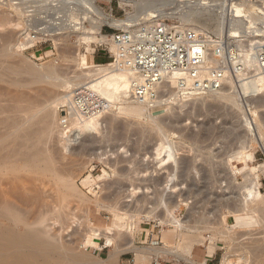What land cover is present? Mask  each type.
<instances>
[{
  "label": "rangeland",
  "instance_id": "rangeland-1",
  "mask_svg": "<svg viewBox=\"0 0 264 264\" xmlns=\"http://www.w3.org/2000/svg\"><path fill=\"white\" fill-rule=\"evenodd\" d=\"M24 3L23 0H0V53H3L0 60L3 68L8 69L9 65L19 63L38 73L42 70L39 73L42 74L44 68L51 65L60 80L68 77L71 79L68 84L78 83H72L71 78L81 70L74 62L76 53L88 55V49L93 48L91 44L80 45L77 50L75 35L50 38V42L22 52L23 56L8 53V49L18 39L25 12L22 11ZM100 7L104 16L109 18L107 24L103 23L107 31L109 26L112 27L110 7L116 18L123 19L126 13L133 14L132 5H123L121 0H100ZM234 16L240 17L237 14ZM216 22V18L212 17L203 31L215 30ZM179 23L185 27L181 20ZM110 47L106 43V46L97 49L98 53L94 56L97 54L100 58H93L96 64L109 62ZM3 75L6 76L0 82V93L2 91L7 102L12 97L14 100L27 97L24 98L25 101L22 100L23 105L28 100L35 103L31 113L20 114L23 120L30 119L34 114L37 118L34 116L32 120L42 117L47 110V98L50 101V98L64 92L61 83L56 80L57 83L53 84L49 77L37 83L28 79L15 86L11 83L16 82V76L6 70ZM234 83L231 81L230 86L226 84L221 92L234 91L239 84ZM173 92L168 89L167 94L173 97V94L176 95ZM219 93L220 91L186 98L176 95L177 99L174 101L158 99L162 101L155 107L152 105L150 111L146 112V117L153 119L148 121L128 118L111 108L103 115V132L94 134L87 146H74L67 151L57 134L56 124L52 123L49 134H33L29 143L37 147L30 151L38 150L39 154L35 158L20 157L16 161L15 176L21 180L19 196L29 201L27 206L20 208L19 214L23 215L25 223L18 226V231L23 232L29 227L39 228L37 221L44 217L45 222L39 229L48 232L52 244L59 248L62 255L65 253L67 258L80 256L87 259H84L86 262L81 260L83 264H108L107 256L115 247L122 252L110 264H137L138 258L140 260V256L148 248L165 246H171L182 256L191 258L194 264H201L206 259L207 264H222L226 255L233 264H264V252L256 253V249H264V212H257L260 206L247 200L245 190L252 185L264 195V148L258 144H264V140H261L264 139V94L258 99L248 100V104L242 106L245 111L242 112L232 103L220 100ZM238 100L242 103L240 98ZM37 106L43 107L45 111L42 113L43 110H39L40 107ZM63 110H67L66 105L58 107L57 120ZM241 114H245L254 123L253 128L243 125ZM11 118L10 116L8 120ZM36 122L39 124L34 127L42 129L43 123L41 125L39 121ZM256 123L261 127L262 135L256 129ZM158 128L160 129L157 130ZM0 130L3 134L6 132L4 128ZM166 140L173 146L176 165L171 160L168 161L169 157L166 155L157 161L153 160L157 147L162 142H167ZM92 152L100 154V161L91 158ZM245 154L252 155V160L246 161ZM169 170L175 174L172 183H176L178 189L174 192H169L168 187H164ZM103 171L106 173L105 177H102ZM90 174L93 182L90 185L83 184L82 180ZM65 181L73 185L74 192H71V185H64ZM132 187L143 190L148 188L149 191H140L134 197L126 195L127 190ZM63 194H67L64 199ZM160 198L170 207L179 199L182 206L175 209L174 215L188 227L198 228L196 232L201 233L202 238L216 234L215 247H200L194 243L193 247L187 249L190 246L185 244L187 236L175 238L176 232L171 231L172 227L159 225L152 220L136 221L134 235L127 232L129 224L121 219L120 214L153 210L163 220L165 212L159 203ZM151 206V209L148 208ZM238 215L252 216L255 223L252 221L251 225L238 226L234 223ZM107 225L114 229L110 235L107 234L109 243H106L104 237L96 240L90 236L88 231L91 228L104 229ZM224 231H229L228 235ZM130 239L133 240L134 250L127 249ZM227 245H231L230 248ZM176 261L166 255L159 256L156 261L146 256L138 264H190L185 260Z\"/></svg>",
  "mask_w": 264,
  "mask_h": 264
},
{
  "label": "bare ground",
  "instance_id": "bare-ground-1",
  "mask_svg": "<svg viewBox=\"0 0 264 264\" xmlns=\"http://www.w3.org/2000/svg\"><path fill=\"white\" fill-rule=\"evenodd\" d=\"M23 1L25 2V0ZM121 2L123 5L131 4L133 7V14L126 13L125 18L123 19L121 18L115 20L111 19L110 25L112 27L125 28V27L134 26L141 22H151V19L153 17H161V16L171 17L174 16V14L177 11H180L179 19L183 22V26H185V28L193 29L195 31L205 30L206 24L210 22L212 17H215L217 20L216 22L217 25L215 29L217 31L218 30L224 31L226 28V26L224 25L225 22L227 24V19L225 18L226 17L225 13L227 11H221V14L217 15L215 13V15H213L215 10L211 8V6L216 5L217 0H121ZM82 3L84 6L83 8L78 9L75 12H65L64 21L61 23L62 25L59 28H56L52 31L50 38L57 39L58 36H64L63 38H65L66 35L67 36L75 35L76 43H78L76 45L77 50L79 49L80 45H90L98 42L102 43L108 41L107 36L101 33L100 36H98V33L99 31H101V27L103 23L104 22L106 24L108 23L107 20L109 18L108 17L106 18V16H104L103 12H101L100 9V14H98L100 19L95 20L87 12V10H92V7L89 5L88 0H82ZM171 5H173V7H170ZM220 5L224 6L223 0L220 2ZM246 8L247 6L245 0H236L232 5L231 14L232 16H234V14H237L238 16L241 17L245 15V11L247 10ZM86 21L93 22L89 29H85L83 27V24ZM245 25L246 24H244V26ZM231 32L236 33V30L232 29ZM61 40L62 39H60L59 41ZM20 48L21 47L19 46L17 39V41L13 44V46H11L8 49V53L11 55L17 54L16 56H20V55L23 56L22 53L23 51ZM110 48H111L110 49L111 52H114V47L111 46ZM88 52H89L88 55H82L76 53L74 62L81 70L79 74H75L73 77H71L73 80L72 83L78 82V83H74L73 85L68 84V80H71L68 77L64 78V80H60L61 78L59 79V76H57V74L54 71L53 68L54 66L51 65L46 66L44 68V72L42 74H39L42 70L41 71L39 70L40 72L38 73L37 70L35 71V69L33 68L32 69L26 68L28 66L26 65L21 66L19 65V63L15 64L14 66L9 65L8 69L7 68L4 69L2 65V61L0 60V82L4 81V76L6 75H3V71L5 72L6 70L10 74L12 73V75L16 76L15 78L16 82L11 83L14 84L15 86L17 85V83H23L24 81L26 82L28 79L34 83H37V82H42L44 81L45 78L49 77L53 84L57 83L56 80L59 81L61 83V89H63L64 91L62 92V94L56 95L54 96V98L52 97L53 99L50 98V101L48 100L49 98H47V104H45L47 108L46 111L45 109H42L43 107L41 108V106H39L40 107L39 110L41 111L43 110L42 113L45 111L42 117H38V119L40 118L39 120L38 119L32 120L35 117L37 118L36 114L32 115V117L27 120L25 119L23 120L22 118H20L21 113L32 112L31 109L33 108L34 106L33 104L35 103L32 104L31 103L32 100L30 101L28 100L31 98H28L27 99L28 102H26L25 105H23L22 103H24L27 97L26 98L21 97L18 98L17 100H14L12 97L9 98L12 100L11 101L9 100V102H7L8 99L5 100L6 97L5 95L4 96L2 95V91L0 93V129L1 128L6 129V132H4V134L0 132V264H83L84 262H86L84 261L85 258H82L80 256L67 258L64 255L65 253L62 255L59 252V248L52 244L51 236L47 235L48 232L46 233L43 232V230L39 229L40 226H43L45 222L44 217H40L39 220L37 221V223L39 224L38 226L39 228L29 227V229L23 232L18 231V226L25 223L24 222L25 218L23 217V215L19 214L20 208L22 206H27L29 201H25L19 196V192L21 191L20 190L21 180L15 176L16 161L20 157L29 159V158H35L39 154L40 151L38 150L32 152L30 151V149L37 147V145H35L34 147V144H32L31 142H30L31 145L29 146L30 144L29 141L31 137L33 138V134L34 136L39 133H42L41 134L42 136L43 132H47L49 134L50 129L52 128V123H54L56 124L57 134H59V138H61L60 140L63 143L65 151L69 150L74 146L85 147L87 146L86 144L89 142V139L91 140L94 134L99 133L100 131L101 132L104 131L103 115L105 116V113H107L111 108L117 109L120 113L124 114L128 118H142L143 121H148L153 119H148V117H146V112L150 111L152 105L154 106L162 101V100L161 101L156 100L153 103H144L141 101L134 100L131 96V87H130V82L131 79L134 78V75L129 71H119L115 69L112 63L96 64L92 58L93 49H88ZM2 56L3 53L1 52L0 57ZM21 64L24 63L21 62ZM245 79L246 78L239 79V84L235 86L234 91H231V93L221 92L224 90L223 88L222 90H220L219 93L221 94L219 95L220 100L232 103V105H234L238 110H242V112H245L243 111L244 108L242 106L248 104V100L250 101L253 99L254 100L258 99L259 96L264 94V80L259 75L257 68H256V75L244 81ZM169 81L174 83L173 78H170ZM230 82L231 81L228 80L226 84L230 86ZM84 84H88L91 87V89L95 91L97 94H99L108 104L107 112H105L104 114L100 115L97 118H93L90 120H81L75 113L72 106V91L77 86ZM48 93L50 92L48 91ZM214 93L215 92L206 93V94L208 95ZM176 95L178 94L176 93ZM176 95L173 94L174 98L172 96H169L168 99L165 100L174 101L175 99H177ZM199 95L202 96L204 94H198V96ZM1 97H3L4 100H2ZM238 98L241 99L242 103L239 102ZM62 105L63 106L66 105L67 107L68 110V111L66 110L67 118L70 122L69 123L70 130L69 132L66 133L60 128L59 120L56 119L57 109L59 106ZM36 112L37 111H35V113ZM245 114L244 115L241 114L243 117L241 119L242 120L241 122L245 127L251 128L254 125V123L250 121V119L246 117ZM10 116L12 118L9 121L8 118ZM56 120L57 122H55ZM36 121H39L40 124L43 123L42 129H39L37 127V129H39L40 131L39 130L37 131V129L34 127L38 123ZM53 127L55 129V125H53ZM159 129L160 128H158L157 130ZM256 129L258 130L259 135L263 134L261 131V127L258 126L257 123H256ZM54 133H56V131H54ZM258 144L261 148H264V144H260V143ZM172 147L173 146H171L168 141L162 142L159 145V147H157L155 152V159L153 160L157 161L158 159L160 158L162 159V157L166 155L167 157H169L168 161L171 160L172 163L175 164L176 155L173 152ZM90 154L93 155V156L90 155V157L92 156L91 157L92 159H97L100 161V154L96 152H92ZM245 157L247 159L246 160L244 158L246 161L252 160V155L250 154L247 156L245 154ZM105 176L106 173L105 171H103L102 177ZM173 178H175V174H172V171H170L169 174H167V177L165 178L164 181L166 184L164 187L165 188L168 187L167 191L169 192L170 191L174 192L175 190L178 189L177 184L172 183ZM92 182H93V176L91 174L87 175L82 180V183L86 185H90ZM250 184H252V181ZM64 185H71V192L75 191L73 185L70 182L65 181ZM249 186L248 188L246 187L247 189H245L247 195L246 198L247 200L248 199L251 200V203H253L254 205L256 204L259 205L260 208L259 209L256 208V209H258L257 210L258 213L262 214L264 212V205H263L264 195H262L261 192L256 190L254 186L252 185L250 187ZM165 188H163V190ZM140 191L142 193L144 191L145 193L146 191H149V189L145 188L143 190L141 188L132 187L127 190L128 194L126 195L129 196L131 195V197L132 196L134 197L135 194L139 193ZM63 195L64 196H62V199H64L65 196H67V194H63ZM178 200L177 203H175V205L170 207L168 206L169 204L167 203L168 204L167 205L162 198L159 199V203L162 206L160 204H158V206L163 207L165 212V215L163 216L165 218L163 220L159 219V215L157 214L158 215L157 217V215H155L156 212H154L153 210L145 213L142 211H140L141 213L139 211H136L139 212L136 214L134 213L127 214L126 212L124 213L122 212L120 214L121 216L120 215L119 216L121 217V219L128 222L129 226L127 232L131 233V235L133 234V230L135 228V222L136 221L142 222L143 220L146 219L147 221L152 220L153 222H156L159 225L164 224L166 226L172 227L173 230L171 231L176 232L175 238L176 237L181 238L184 235L187 236V238L184 239L186 242L185 244L190 245L187 247V249H190L191 246L193 247L194 243H196V245L200 247H207V246L215 247L216 234L214 235L213 233V235H208L202 238L200 236L201 233H199L198 231L196 232V229L198 230V228L196 229L192 228L193 226L188 227L187 224L180 221L174 215L175 209H177L179 206H182V204ZM148 208L151 209L152 206ZM239 216L240 215H238V218L234 219V223H237L238 226L239 224L248 225L250 222L252 223L253 221L252 216L251 217L250 216L239 217ZM237 225H233V226H237ZM117 228L118 227H116V229ZM88 232L90 236L93 237L94 239L98 240L101 237H104L106 238L107 241L106 243H109L110 239H108L107 234L110 235L112 232H114V229L112 226L107 225L104 229L91 228ZM226 233L228 235L229 231ZM37 234L39 235L36 236ZM127 244H128L127 249L130 250L133 249L132 239H130ZM230 246L227 245V248H230ZM261 247L263 248V246ZM172 248L173 247L171 246L148 248L144 252V255H142V257L140 256V260L148 256L150 259L152 258L154 261H156L159 256L166 255L179 261L181 258L184 257L182 256L181 253H178ZM228 250L230 251V249ZM121 252L122 250L119 249L118 247H115L113 250H111L107 256L109 260L108 264L112 263L114 259H117L118 255H120ZM258 252L262 253L264 252V249L261 250L256 249V253ZM245 257L244 259H246ZM223 258L224 259L222 264H233L232 262H230V260H228L227 255ZM82 259L84 262L81 261ZM140 260L138 258L137 264L139 263Z\"/></svg>",
  "mask_w": 264,
  "mask_h": 264
},
{
  "label": "built area",
  "instance_id": "built-area-1",
  "mask_svg": "<svg viewBox=\"0 0 264 264\" xmlns=\"http://www.w3.org/2000/svg\"><path fill=\"white\" fill-rule=\"evenodd\" d=\"M221 1L217 0L211 8L217 15L227 11L224 31L182 27L180 11L174 17H153L151 22L125 28L109 26L107 31L103 25L98 36L101 33L108 41L91 44L93 56L106 43L113 46L114 52L109 48V62L115 69L134 75L130 82L131 96L144 103L167 99L168 89L182 98L218 92L228 80L235 85L239 79L253 77L256 68L264 80V0H245L247 10L239 18L231 14L236 0H223L224 6ZM88 2L92 10L87 12L99 20L100 0ZM83 7L82 0H25L17 35L20 49L25 53L50 42L52 31L64 21L65 12ZM109 12L110 19H120L112 15L111 7ZM92 23L86 21L83 26L89 28ZM72 106L81 120L97 118L108 111L107 102L88 84L72 91ZM69 123L63 110L59 125L65 133L70 130Z\"/></svg>",
  "mask_w": 264,
  "mask_h": 264
},
{
  "label": "crops",
  "instance_id": "crops-1",
  "mask_svg": "<svg viewBox=\"0 0 264 264\" xmlns=\"http://www.w3.org/2000/svg\"><path fill=\"white\" fill-rule=\"evenodd\" d=\"M92 58H93V54H92ZM99 58H100V57L97 56V54L94 56V59H95V60H97V59H99ZM94 59H93V61H94ZM104 62H106V61H104ZM108 63H109V62H108ZM101 64H106V63H101ZM181 259L187 261V262L190 263V264H194V263H195L194 261L191 260V258L186 257V256H184V257L181 258ZM181 259H180L179 261H181ZM179 261H176V262H179ZM207 263H208V260L206 259V260H204L201 264H207Z\"/></svg>",
  "mask_w": 264,
  "mask_h": 264
}]
</instances>
